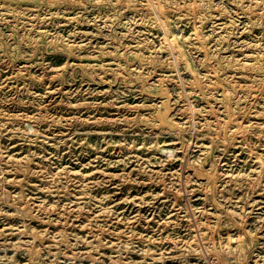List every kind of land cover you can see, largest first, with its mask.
Masks as SVG:
<instances>
[{
  "label": "rangeland",
  "instance_id": "374dc122",
  "mask_svg": "<svg viewBox=\"0 0 264 264\" xmlns=\"http://www.w3.org/2000/svg\"><path fill=\"white\" fill-rule=\"evenodd\" d=\"M0 264H264V0H0Z\"/></svg>",
  "mask_w": 264,
  "mask_h": 264
},
{
  "label": "bare ground",
  "instance_id": "6f19581e",
  "mask_svg": "<svg viewBox=\"0 0 264 264\" xmlns=\"http://www.w3.org/2000/svg\"><path fill=\"white\" fill-rule=\"evenodd\" d=\"M184 55V53H182ZM165 120H168V122H171L173 124V121L169 119V116L167 115V110L166 113L159 112L157 114V121L158 122H164Z\"/></svg>",
  "mask_w": 264,
  "mask_h": 264
}]
</instances>
